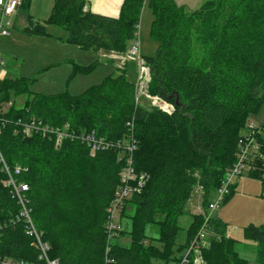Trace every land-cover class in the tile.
<instances>
[{
	"label": "trees",
	"instance_id": "obj_1",
	"mask_svg": "<svg viewBox=\"0 0 264 264\" xmlns=\"http://www.w3.org/2000/svg\"><path fill=\"white\" fill-rule=\"evenodd\" d=\"M146 3L150 34L158 43L155 54L142 58L149 70L147 92L171 111L151 100L136 102L135 83L124 68L78 94L33 93L24 78H0V152L7 164L26 168L21 178L28 185L31 221L49 245L48 257L59 264L177 260L203 221L186 209L192 193L199 189L206 211L209 196L238 158L241 128L264 104V0H205L195 9L175 0H122L116 17L85 10L86 0H54L43 24L30 21L26 33L44 35L45 24H53L67 32L66 43L82 50L124 52ZM98 64L72 63L68 78L90 74ZM7 102L12 104L4 108ZM30 118L93 130L114 147L91 154L70 139L56 147L52 138L23 134L18 121ZM258 127L253 135L259 147L250 150L246 168L264 184V118ZM129 158L134 171L148 178L119 211V218L131 220L128 232L118 231L129 235V245L113 243L107 251V209ZM2 179L0 172V259L37 262ZM185 214L191 222L177 243L178 218ZM147 225L157 228L155 236L145 235ZM225 229L218 218L208 221L204 263L247 264ZM243 236L256 243L257 261L264 264V223L244 227Z\"/></svg>",
	"mask_w": 264,
	"mask_h": 264
},
{
	"label": "rangeland",
	"instance_id": "obj_2",
	"mask_svg": "<svg viewBox=\"0 0 264 264\" xmlns=\"http://www.w3.org/2000/svg\"><path fill=\"white\" fill-rule=\"evenodd\" d=\"M177 4L184 5L188 9L198 8L205 0H175ZM152 22V12L148 3L143 5L137 27V35L127 41V50L124 52L109 51H87L77 48L74 45L55 40L53 37H67V32L53 24H45L46 34L28 35L12 29L9 25V34L0 39V58L2 65L0 76L3 78H24L29 84V90L33 93L55 94L68 91L71 94H78L90 85L98 83L109 73L118 74V69L124 68L126 79L135 83L136 102L146 105L151 96L147 92L139 89L141 66L147 67L143 61L144 56H151L157 51L158 43L150 34ZM43 24V23H42ZM63 38V39H64ZM137 39L139 44V54L130 55L133 42ZM71 60L78 65H89L94 62L99 64L88 75L68 78L72 69V63H65ZM118 68V69H117ZM148 68V67H147ZM25 99L19 97L17 103L20 104ZM157 101V100H156ZM160 105L161 102L157 101ZM264 118V104L257 113L249 115L247 123L241 128V135H247L252 127L259 126ZM259 128V127H258ZM260 131V128H259ZM263 133V132H262ZM264 137V133L262 135ZM229 197L219 204L212 212V218H218L225 224L226 235L237 240L235 250L247 261V264H260L257 261L256 243L245 239L243 236L244 227L253 224L264 223V184L257 179L248 176L247 168L241 174L232 179ZM209 202L215 200L212 192ZM201 193L198 188L192 193L186 209L191 213L195 211L201 202ZM133 207L127 210L132 212ZM210 211V210H209ZM208 211V212H209ZM190 215L185 214L178 218V224L182 228L177 237V243H183L184 231L188 228L191 220ZM113 222L120 226L122 232H128L131 228V220L127 217L119 218V213L113 216ZM157 228L146 226L145 235L155 236ZM200 240L207 241V232H201ZM111 243L127 246L130 243L129 235L118 233L111 238ZM183 253V251H182ZM181 253V254H182ZM179 257V256H178ZM153 264H163L161 260H153ZM168 264H172L168 262Z\"/></svg>",
	"mask_w": 264,
	"mask_h": 264
},
{
	"label": "built area",
	"instance_id": "obj_3",
	"mask_svg": "<svg viewBox=\"0 0 264 264\" xmlns=\"http://www.w3.org/2000/svg\"><path fill=\"white\" fill-rule=\"evenodd\" d=\"M24 0H0V39L8 36L9 25L16 13L18 7ZM12 25V24H11ZM137 32L134 34V37ZM130 55L139 54V44L135 38L133 45L130 49ZM143 63V61H141ZM2 65V59L0 58V68ZM140 77L144 75L143 80L140 81L139 89L142 92H146V81L149 79V70L145 66H141ZM153 104L159 105L162 111H171L170 106L162 101L158 97H150ZM161 102L160 105L157 101ZM11 102H7L3 107L7 108L11 106ZM22 132L26 136L32 134H40L41 137L52 138L56 147H59L64 139L77 140L84 143L91 154L97 151H103L114 147V144L104 140L101 136H98L95 131H75L68 130L65 127H54L49 124L43 123L41 120L30 118L27 121H18ZM258 128L252 127L251 131L247 135H242L239 139V155L234 164L227 170L222 179L220 185L216 188L215 200L209 202L206 211H202L198 208L197 212L202 215V225L197 233V236L189 246L185 247L183 253L174 260L172 264H205L201 249L207 245V241L200 240L201 232L205 230V227L210 220L211 212L221 204L223 198L229 193V187L232 179L241 174L242 170L247 167L248 154L250 150L257 149L259 146L254 138L255 130ZM130 150V149H129ZM0 172L3 175L1 183L6 187L10 193V196L16 201L19 210L15 217V220H22L25 225L26 234L31 238V246L37 251V262L3 258L0 259V264H59L58 260L50 259L48 257L49 245L42 240V233L37 231L31 221V207L29 206L27 191L28 185L22 180L23 174L26 172V168L20 165H9L4 160L0 152ZM148 176L145 173H137L134 171L131 165V159L126 160V165L120 172L119 185L117 186L111 203L107 209V218L105 222V230L107 233V251L110 250L111 238L117 236L120 226L113 222V216L118 214L122 209L125 200L133 193H140L147 182ZM210 210V211H209ZM209 211V212H208Z\"/></svg>",
	"mask_w": 264,
	"mask_h": 264
},
{
	"label": "crops",
	"instance_id": "obj_4",
	"mask_svg": "<svg viewBox=\"0 0 264 264\" xmlns=\"http://www.w3.org/2000/svg\"><path fill=\"white\" fill-rule=\"evenodd\" d=\"M121 1L122 0H86L84 9L89 10L93 13L116 17L118 16V13H119ZM53 2L54 0H24L23 3L18 7L16 13L14 14L11 20L12 29L28 34L26 33V28L29 26L30 21L43 23V21L46 20L50 14V10L53 5ZM28 35H31V34H28ZM60 36L61 37H53V38L55 40L66 43V41L64 40L65 38L62 37L63 33ZM70 61L71 60H67L65 61V63L70 64ZM83 75L84 74H79L76 76H83ZM0 78H3V77L0 76ZM198 208H200V204ZM198 208L192 213L193 214L196 213ZM188 212L191 213L190 210H188ZM171 263H173V261Z\"/></svg>",
	"mask_w": 264,
	"mask_h": 264
}]
</instances>
